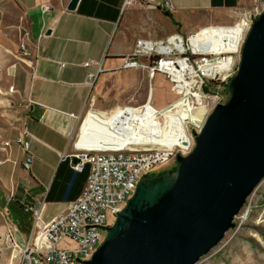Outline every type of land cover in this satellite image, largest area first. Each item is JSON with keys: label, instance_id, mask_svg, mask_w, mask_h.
<instances>
[{"label": "crops", "instance_id": "crops-1", "mask_svg": "<svg viewBox=\"0 0 264 264\" xmlns=\"http://www.w3.org/2000/svg\"><path fill=\"white\" fill-rule=\"evenodd\" d=\"M44 1L0 0V264H18L7 233L22 245L33 232L26 206L41 207L47 221L80 193L87 164L82 170L71 167L66 154L74 149L72 135L95 91L109 94L119 84L117 73L147 72L120 68L135 40L232 24L252 0H167L171 9L164 7L165 0H136L128 6L122 0H78L74 9H67L69 0H49L52 9L41 12ZM22 40L30 65L19 54ZM98 64L106 71L88 77ZM112 94L97 110L118 107L110 113L89 110V115L113 122L121 106L142 104L147 91L143 101L132 104L133 98ZM22 133L29 145V168L23 166L24 153L15 140ZM5 140L9 143L2 146Z\"/></svg>", "mask_w": 264, "mask_h": 264}, {"label": "water", "instance_id": "water-1", "mask_svg": "<svg viewBox=\"0 0 264 264\" xmlns=\"http://www.w3.org/2000/svg\"><path fill=\"white\" fill-rule=\"evenodd\" d=\"M226 85V100L193 132L190 151L176 155L174 170L139 179L84 264H195L234 226L264 177V9ZM193 116L199 124L202 114Z\"/></svg>", "mask_w": 264, "mask_h": 264}, {"label": "built area", "instance_id": "built-area-1", "mask_svg": "<svg viewBox=\"0 0 264 264\" xmlns=\"http://www.w3.org/2000/svg\"><path fill=\"white\" fill-rule=\"evenodd\" d=\"M134 1L136 0H122L124 6ZM253 1L252 6L243 12L239 22L232 25L243 26L239 46L234 52L216 49L217 45L208 49L211 42H204L202 39L198 40L199 45H193L190 38L197 32L196 30L185 35L174 32L157 40L144 37L136 39L131 53L123 56L120 67H140L147 71L150 79L156 72L165 75L179 96L177 100L185 101L182 105L185 112L183 129H177L179 123L177 118L171 119L165 126L166 121L161 111L169 109L175 113L178 109L177 100L164 107L154 106L151 103L150 85L145 101L138 106L145 107L151 103L155 107L157 128L166 138L175 136L178 137L177 140L168 143L162 139V142L149 145L132 143L94 147L81 146L77 139L73 141L74 149L70 154H66V157L74 170H82L87 164L84 186L80 193L67 203L63 211L47 221L42 220L41 207L31 205L25 207L33 215L31 235L22 245L14 243L9 233L6 235L12 248V257L17 259L18 264H84L83 261L90 258L104 238V226L111 224V221H107L109 216L115 219L116 213L132 195L139 179L143 175L166 169L163 165L169 160L175 162L178 153L186 154L190 151L193 146V135L190 131H197L200 128L205 116L219 101L216 98L217 94L212 90H204V85L215 79H220L225 84L234 74L245 34L253 19L264 9V0ZM164 7L171 9L172 4L165 0ZM39 8L41 12H49L52 4L46 0L40 3ZM216 26L221 29L228 25ZM27 34L28 31L24 30L23 36ZM18 50L25 63L30 65V51L23 40ZM142 57L144 60L140 59ZM88 64L89 61L84 62V65ZM88 76L95 79L96 73L89 72ZM197 108L204 109L197 111ZM88 113L89 110L85 112L79 129ZM194 113L202 114L199 124L195 123ZM184 134L189 136L188 140L182 137ZM15 140L21 145L24 153L22 164L29 168L31 156L24 133L19 134ZM8 143L9 141L5 140L2 146Z\"/></svg>", "mask_w": 264, "mask_h": 264}, {"label": "rangeland", "instance_id": "rangeland-1", "mask_svg": "<svg viewBox=\"0 0 264 264\" xmlns=\"http://www.w3.org/2000/svg\"><path fill=\"white\" fill-rule=\"evenodd\" d=\"M253 3L254 1L252 0L249 7H251ZM244 11L245 9L240 11V13L235 19V22H233L232 24L214 25H234L239 22L241 15ZM195 30L187 31L181 29V33L185 35ZM202 33L207 34L208 31L202 30ZM237 58L238 54H236L235 56V59ZM140 59L144 60L143 57ZM90 63L91 62H89L88 65H90ZM99 66L100 64H98V67ZM104 71H106V69L101 67L99 71L97 69V73L93 72V74H99ZM117 74H119V84H117L115 88L110 90L109 94L100 93V90L95 91L90 96L87 110L99 111L97 109H99L101 106H105L106 104H108V102H110L109 100L111 96H113L112 93H115V95L116 93H119L121 96H128L130 98H133L130 101L131 104L134 103L136 99H141L143 101L146 91H148L147 88H149L150 85L153 91V96L151 99L152 104L158 108L164 107L168 103L176 101L179 98V96L172 89V85L168 81L167 77L161 73H153L151 79L148 73L142 70H136L135 76L134 71L130 70L129 77H126L121 73ZM124 74H126V72ZM122 75L123 78H125V81L121 79ZM133 80L134 82H131ZM228 80L229 78L227 79V81ZM226 83L224 84L223 82H221L220 79H215L209 81L208 83L210 85V88L212 89V92L217 94L216 98L217 100H219L217 103L223 102L227 98ZM124 106L136 105L128 104L123 105L121 107ZM114 108L115 107L108 110H100L99 112L110 113V111H112ZM161 112L163 113V118L166 120V118L168 117V111L162 110ZM83 116L78 120V124L74 130V133L72 135L73 141H75L77 138V134L79 132V125L83 119ZM190 132L193 135L194 131L192 130ZM175 164L176 162L169 160V162L165 163L163 167H166V169H168L170 167L172 168L173 166H175ZM113 220L114 218L109 216L107 221H111L112 223ZM105 233L106 232H104V234ZM195 264H264V177L254 187L252 192L246 197L245 203L234 217V226L229 228L225 232L221 240L215 246H213L206 254L202 255Z\"/></svg>", "mask_w": 264, "mask_h": 264}, {"label": "bare ground", "instance_id": "bare-ground-1", "mask_svg": "<svg viewBox=\"0 0 264 264\" xmlns=\"http://www.w3.org/2000/svg\"><path fill=\"white\" fill-rule=\"evenodd\" d=\"M242 30V25H228L221 29L217 26H213L207 34L196 30L197 32L190 40L193 45H199L198 40L202 39L204 42H211L208 45V49L214 48L217 45L216 49L222 48L234 52L239 46ZM184 104L185 101L177 100V111L173 113L171 110H167L168 117L165 120V126L171 119L177 118L179 120L177 129H183L182 123L185 112L182 105ZM137 108L141 109L138 110ZM154 108L155 107L151 103H148L145 107H124L122 113L113 122H108L103 117L95 115L94 113L90 115L88 113L85 117L86 120H83L77 134L76 139L78 144L84 147L130 145L132 143L149 145L162 142V139L168 143L177 140L178 137L175 136L166 138V136L162 134V131L157 128V117ZM196 110L203 111L202 108H197ZM157 131L161 132V134L159 135ZM182 137L186 140L189 139L187 134H184Z\"/></svg>", "mask_w": 264, "mask_h": 264}, {"label": "trees", "instance_id": "trees-1", "mask_svg": "<svg viewBox=\"0 0 264 264\" xmlns=\"http://www.w3.org/2000/svg\"><path fill=\"white\" fill-rule=\"evenodd\" d=\"M226 88H227V85H226ZM204 90H206V91H210V90H212V89L210 88L209 84H206V85H204ZM172 169L174 170V169H175V166H173ZM162 171H166V170L163 169Z\"/></svg>", "mask_w": 264, "mask_h": 264}, {"label": "flooded vegetation", "instance_id": "flooded-vegetation-1", "mask_svg": "<svg viewBox=\"0 0 264 264\" xmlns=\"http://www.w3.org/2000/svg\"><path fill=\"white\" fill-rule=\"evenodd\" d=\"M152 96H153V91H152ZM151 103H152V101H151ZM165 170H173V169L170 167V168L165 169ZM160 172H163V171H158V172H156V173H160Z\"/></svg>", "mask_w": 264, "mask_h": 264}]
</instances>
